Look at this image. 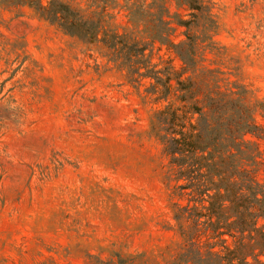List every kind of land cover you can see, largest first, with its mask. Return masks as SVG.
Instances as JSON below:
<instances>
[{"label":"rangeland","instance_id":"obj_1","mask_svg":"<svg viewBox=\"0 0 264 264\" xmlns=\"http://www.w3.org/2000/svg\"><path fill=\"white\" fill-rule=\"evenodd\" d=\"M149 1L0 0V264H180L151 123L169 79L222 107L211 131L251 122L240 157L264 190V0H167L169 42L131 24L160 29Z\"/></svg>","mask_w":264,"mask_h":264},{"label":"trees","instance_id":"obj_2","mask_svg":"<svg viewBox=\"0 0 264 264\" xmlns=\"http://www.w3.org/2000/svg\"><path fill=\"white\" fill-rule=\"evenodd\" d=\"M161 1L148 3L159 10L160 29L149 18L135 20L131 15L130 21L142 26L145 38L169 42L172 25L166 17L167 0ZM176 1L200 9L204 0ZM133 5L130 13L135 12ZM147 49L148 44H142L130 52L129 56L139 57L141 66L129 67L140 71L151 58ZM165 85L162 99L173 92L175 98L155 110L151 123L172 170V209L183 246L180 264H264V227L259 224L264 190L254 166L240 157L246 151L241 143L248 142L245 135L252 132L251 122L235 123L228 117L227 123H220L224 128L211 131L215 123L200 121L214 108V116L222 119V107L209 104L204 110L203 103L192 98V82L187 79L177 80V85L169 79Z\"/></svg>","mask_w":264,"mask_h":264}]
</instances>
